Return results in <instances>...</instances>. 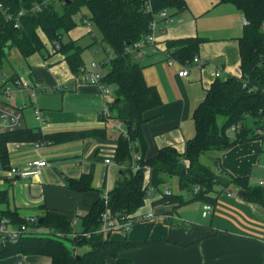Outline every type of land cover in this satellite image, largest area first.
<instances>
[{
  "label": "crops",
  "instance_id": "0c3cea01",
  "mask_svg": "<svg viewBox=\"0 0 264 264\" xmlns=\"http://www.w3.org/2000/svg\"><path fill=\"white\" fill-rule=\"evenodd\" d=\"M183 1L185 8L176 12L179 15L172 18L168 27L159 22L157 49L144 47L140 53L141 61L145 64L142 68L144 80L157 89L161 99L159 106L142 114L143 148L132 151V155H139L144 160L153 157L157 150L164 147H174L179 154H183L186 140L195 134L193 111L204 100L211 84L225 75H240L238 38L243 29L242 14L232 4H218V0L199 10H192L186 0ZM197 19L205 21L201 29H198ZM195 36L205 39L196 55L199 64L191 61L184 65L188 74L179 77L177 73L182 65L178 62L167 63L165 42ZM48 46L51 45L46 43L47 54L35 59L39 62L37 64L51 66L52 74L46 76L37 71L32 76L30 70V80L51 90L60 87L58 89L62 93L44 100L32 99L41 112V121L38 122L31 112L30 117L36 122L32 128L58 136L64 135V132L78 134L42 146L8 143V166L0 164V212L12 211L21 219L40 217L45 211L68 215L73 219L77 217V224L73 228L80 232L81 218L99 197L113 188L119 172V166H114L113 162L123 124L101 117L104 107L101 89L83 76L74 75L63 55L54 50L50 52ZM217 69H220L219 77L216 76ZM39 94L48 95L46 92ZM13 103L17 106L26 104L22 95L15 96ZM28 109L23 112L24 123L28 118L25 114ZM92 130H97V134H92ZM229 135L233 137L234 133ZM207 155L209 157L204 165L209 168L214 166L217 169L215 173L244 178L251 187L264 180V136L247 138L226 150H213ZM32 159L46 161V166L37 175L18 178L8 173L9 167L23 168ZM106 159L110 160L109 164L105 163ZM83 174L91 177L90 190L81 192L67 187V178L78 179ZM171 179L175 180V187L179 189L175 177L168 176L165 181ZM217 186L220 190H213L215 195H211L212 192L209 194L214 201L213 211L207 216L202 214L204 202L200 199V204L195 202L184 206L160 196L145 199L144 205L134 216L153 213V221H139L126 234L110 233L112 240L137 244L118 252L115 257H108V262L264 264V206L247 201L243 193L241 197L238 196L239 190L233 184L224 188ZM180 191L175 196H179ZM228 192H235L236 195L228 196ZM187 196L193 197V194L187 193ZM184 199L187 198L182 197L183 203ZM167 214L173 215L169 221L163 218ZM37 229L41 233L46 232L43 228ZM50 263L51 259L42 255L15 254L0 258V264Z\"/></svg>",
  "mask_w": 264,
  "mask_h": 264
},
{
  "label": "trees",
  "instance_id": "16d2710c",
  "mask_svg": "<svg viewBox=\"0 0 264 264\" xmlns=\"http://www.w3.org/2000/svg\"><path fill=\"white\" fill-rule=\"evenodd\" d=\"M42 1L0 0V69L11 48H16L21 56L28 59L35 53H41L46 43L53 46L58 42L59 48L54 51L63 55L72 73L78 76L84 66L82 49L73 40L63 43L61 37L74 29L75 17L85 7L89 22L100 31L102 41L111 52L102 64V67L106 64L107 67L100 79L101 85L112 96L110 114L101 117L121 122L126 135L121 131L117 138L114 161L119 166V172L113 188L107 193V201L103 196L99 197L81 218V229L89 233V237L68 239L66 234L74 229L71 226L73 218L45 211L37 217L41 222L35 225L45 229V234L31 231L17 244L2 249L0 258L15 254L42 255L51 259L50 264H131L127 260L108 262V257H115L118 252L137 243L112 240L97 232L101 226V215L106 211L112 217L134 215L144 205L147 187L158 188L165 184L168 176L177 179L179 190L193 194L194 198L204 203L212 205L214 200L209 194L214 186L224 188L233 184L243 191L244 199L264 206L262 187H251L244 178L214 173L200 161V157L210 151L226 150L247 138H261L254 134V128L264 126V0H218V4H232L246 21L238 38L240 76L225 75L211 84L204 100L193 111L195 134L186 140L183 154H179L174 147H164L147 160L141 157L140 165L148 167L147 180L144 168H131L132 151L143 148V112L159 106L161 99L157 89L144 80L142 68L145 64L141 61L136 43L145 41L153 14L165 9L179 12L185 8L184 1L149 0L151 11H147L143 0H56L44 5ZM36 4H42V7L36 10ZM204 41L198 36L167 40L166 54L179 64L186 65L197 55ZM28 104H31L34 114V108L38 106L31 100L20 109V125L14 131L0 132V164L3 167L8 166V143L48 145L78 134L64 132V135L58 136L43 133L39 128L23 127V112ZM219 117H224L221 125L217 122ZM247 118L254 126L247 125ZM126 122H130L129 130L126 129ZM232 126H238L233 131V137L228 133ZM97 132L91 131L92 134ZM90 181L91 177L85 174L78 179H66L69 189L81 192L91 189ZM195 188H198L196 192ZM172 195H163L161 199L183 203L182 196ZM0 215L8 218L14 226L23 222L12 211H2ZM59 233L65 236L55 237ZM64 240L69 241L70 247L65 246ZM77 247H87V250L78 254Z\"/></svg>",
  "mask_w": 264,
  "mask_h": 264
},
{
  "label": "built area",
  "instance_id": "2783aa9c",
  "mask_svg": "<svg viewBox=\"0 0 264 264\" xmlns=\"http://www.w3.org/2000/svg\"><path fill=\"white\" fill-rule=\"evenodd\" d=\"M52 1L56 0H43L42 4H48ZM145 7L147 11H151V6L149 0H143ZM42 4H36L35 8L36 10L40 9L42 7ZM168 9L166 10H161L157 12L156 14H153V18L149 22L148 26V34L145 37L144 42H139L136 43V46L139 47L140 53L144 47H150L152 50H156L157 48V41H156V32L158 30V24L159 22H162L163 26H168L170 22H172V18L174 17L173 14L167 12ZM21 14V12L19 13ZM173 16V17H172ZM243 23H245L244 17H242ZM83 24L86 26H90V22L88 20H84ZM17 24H15V27ZM264 27V26H263ZM54 49L59 48V43L56 42L52 46ZM165 58L168 64L175 63L176 61L169 57L166 54V50H164ZM140 55V54H139ZM192 62L195 64H199V60L197 56H194L192 59ZM100 66L96 63L91 64V68L88 72H85V68L82 67L80 69L79 75L83 76L85 79L88 80L89 83L97 85L103 94V102H104V107L101 112V115L104 117H108L110 114L109 111V106L111 103V96L105 87L101 85L100 79L101 76L103 75L102 72H100ZM188 74V69L186 66L182 65L181 69L178 71L177 75L179 77L186 76ZM216 76H220V69L216 70ZM60 88V87H58ZM51 90V88L43 87L39 82L37 81H29L24 78H21L19 76H10V77H3L1 80V86H0V132H11L16 129L20 125V109L22 105L17 106L14 104L11 99L14 96L17 95H22L26 94L29 98L34 99L37 95V93H43ZM24 105V104H23ZM40 109L35 107L34 108V118L37 121H41V114H40ZM238 129V126H232L230 128L231 131H234ZM122 134L125 136L126 135V130L123 128L122 129ZM254 134L263 137L264 136V126H257L254 128ZM37 146H40V144H37ZM42 146V145H41ZM142 158L139 155H132V169L133 170H138L139 168H144L146 172H148V167L146 166H141L140 161ZM106 164L110 163L109 159L105 160ZM113 165L118 167V164L113 162ZM46 166V161L40 160V159H32L29 160L25 167L20 168V167H9V172L18 178H27L31 177L34 175H37L43 167ZM257 186L259 187H264V180L261 179L257 182ZM153 188L147 187V195H151V191ZM198 190V188H195V192ZM108 193V192H107ZM105 193L103 195V199L106 202L108 199V194ZM228 196L230 195H236L235 192H228ZM164 196H169L170 191L166 189L164 193L162 194L161 197ZM213 211V206L210 203H204L203 209H202V214L203 216L209 215ZM173 215H165L163 216L166 221H169L172 219ZM154 215L153 213H147L143 214L140 217L138 216H126V217H112L108 211L102 213L101 215V226L97 230V232H100L103 234L104 237H108L110 233L112 232H119L121 234H126L131 227L141 221H153ZM38 220L37 217L34 216H28L23 218V222L20 223L17 226H14L10 220L4 216L0 215V251L7 246L17 244L24 236H26L28 233H31V231H35L38 234H45L41 233L35 225L37 224ZM77 224V217L75 219H72L71 221V226L74 227ZM65 235L61 233L56 234L55 237L58 238H63ZM68 239H75L79 236L82 237H89L90 234L84 231H73L69 234H66Z\"/></svg>",
  "mask_w": 264,
  "mask_h": 264
},
{
  "label": "rangeland",
  "instance_id": "374dc122",
  "mask_svg": "<svg viewBox=\"0 0 264 264\" xmlns=\"http://www.w3.org/2000/svg\"><path fill=\"white\" fill-rule=\"evenodd\" d=\"M211 1L213 3H216L217 0H186V4L187 6L189 5V7H192V10H199L200 8H202L203 6H207L209 5V3H211ZM52 3V2H50ZM201 4V5H200ZM168 13L173 14V16H175L177 13L175 12V10L173 9H168L167 11ZM205 12V11H204ZM179 15V13L177 14ZM201 14L198 15V19L200 17ZM172 16V17H173ZM197 19V26L198 29H201V27L205 26V21L203 20L200 21ZM84 20H88L89 21V13L88 10L83 7L81 8L80 12L77 14V16L75 17V21H76V26L74 27V30L68 32V33H63L62 37H61V41L63 43H66L68 41L74 40L75 44L77 46H79L82 49L81 52V56H82V61L84 63V68H85V72H88L91 68V64L92 63H96L98 65H102L104 63L105 60H108L109 55L111 54V52L108 50L107 45L102 41L101 39V34L100 31L97 29V27L92 24L90 22V26H86L85 24H83ZM172 22H170L168 24V26L171 24ZM203 23V25H202ZM167 26V27H168ZM159 27V25H158ZM165 27V26H164ZM48 50L50 52H52L54 50V48L52 46H48ZM47 54V50L43 49L41 51V53H39L38 55H34L32 57H30L29 59H25L23 56H21V54L18 52V50L16 48H11L9 50L8 56L3 64L2 69H0V86H1V80L4 77H10L13 74L18 75L21 78H24L26 80H30L31 78V74L29 73L30 70H32L31 72H33L32 76H35V74L37 73V71L41 74H44L46 76H48L47 74L51 75L52 71H51V66L48 65H40L37 64L39 58H41L42 56L44 57ZM109 54V55H108ZM39 58H38V57ZM37 57V59H35ZM41 62L43 63V60H41ZM39 63V62H38ZM102 67V66H101ZM100 67V71L102 72L103 70H106L107 64L106 66L104 65L102 68ZM35 72V73H34ZM240 76V75H239ZM44 86L45 83H43ZM44 93V92H43ZM48 95L44 96L41 95L39 93H37V97H36V101L39 100H44V99H48L49 97H56L58 95H61V91L60 89H58V87H55L52 90H49L48 92H46ZM112 97V96H111ZM15 99V96L11 99V101L13 102V100ZM31 98H29L26 94H23V100L27 103H29L31 100ZM35 100H32V102H34ZM35 101V102H36ZM28 108L31 109V104H28ZM28 109L26 111V116L28 115L27 121L25 123H23V127H27V128H32V126H34V124H36V122H34V114L32 115V110ZM40 109V108H39ZM30 114L32 115L33 118L30 117ZM224 121V117H219L217 122L219 125H221ZM247 125L249 127L254 126L251 122V119L247 118L246 119ZM32 124V125H30ZM195 132V130H194ZM233 131H229L228 133H231ZM207 157H209V155H203L200 157V161L202 164H205V162L207 161ZM213 157V156H212ZM210 170L212 172H216L217 169L214 166H210ZM9 173V171H8ZM148 177H146L147 179ZM168 189L171 191V193L174 195H177L176 193H178L180 190L177 189L175 187V180H169L167 181L165 184L160 185L158 188H155L151 191V195H147L146 199H151L153 197L156 196H162V194L164 193V191ZM213 190H215V192L219 191L220 188L218 186H214ZM180 195L184 198V203H182V205H186V204H192V203H201L200 200L194 198V197H190L187 196V191H180ZM215 192L212 191L211 195H215ZM168 200V199H167ZM177 202V201H175ZM196 204V203H195ZM181 205V207H182ZM44 232V231H43ZM65 246L70 247V243L67 240L63 241ZM87 250V247H77L76 248V253H82L84 251Z\"/></svg>",
  "mask_w": 264,
  "mask_h": 264
},
{
  "label": "water",
  "instance_id": "95a60500",
  "mask_svg": "<svg viewBox=\"0 0 264 264\" xmlns=\"http://www.w3.org/2000/svg\"><path fill=\"white\" fill-rule=\"evenodd\" d=\"M129 125H130V122H126V123H125V126H126V129H127V130H129ZM120 173H122V171H120ZM242 193H243V192H242L241 190H239L237 194H238V196L241 197V196H242ZM38 222H41V219H39Z\"/></svg>",
  "mask_w": 264,
  "mask_h": 264
}]
</instances>
